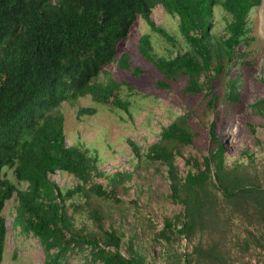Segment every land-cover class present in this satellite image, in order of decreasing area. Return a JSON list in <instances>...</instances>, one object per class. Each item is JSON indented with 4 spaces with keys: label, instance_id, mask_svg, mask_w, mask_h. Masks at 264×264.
<instances>
[{
    "label": "trees",
    "instance_id": "16d2710c",
    "mask_svg": "<svg viewBox=\"0 0 264 264\" xmlns=\"http://www.w3.org/2000/svg\"><path fill=\"white\" fill-rule=\"evenodd\" d=\"M260 1L0 0V262L7 232L2 210L16 193L14 225L39 240L43 264H66L71 252L87 248L89 259L100 264H149L131 242L123 255V232L105 227L114 215L109 202L118 199L114 189L93 180L101 175L96 153L65 144L58 108L88 94L96 102L127 109L128 101L115 97L119 83L99 81L98 76L107 66L131 68L129 53L118 58L117 46L138 16L171 40L151 18L152 9L161 4L178 17L186 49L170 58L156 57L148 33L139 37L138 48L159 69L158 87L170 89L183 81V101L199 98L205 110L215 112L217 102L237 97L243 72L231 71L241 55L237 47L248 44L249 15ZM216 6L227 15L219 34L210 31ZM254 105L264 114V98ZM93 111L79 108L78 114ZM190 114L174 118L144 155L166 165L169 199L182 205L178 213L163 217L154 238L170 260L229 264L235 246L238 252L252 244L264 250V164L258 169L254 158L226 163L224 145L213 132L202 160L186 158L194 168L181 176L175 156L200 136ZM128 142L141 157L138 145ZM5 165L14 167L26 188L17 189L2 175ZM57 170L72 174L75 185L63 188L52 181L49 175ZM77 217L83 220L80 226ZM183 238L191 246L187 253L176 250Z\"/></svg>",
    "mask_w": 264,
    "mask_h": 264
},
{
    "label": "rangeland",
    "instance_id": "374dc122",
    "mask_svg": "<svg viewBox=\"0 0 264 264\" xmlns=\"http://www.w3.org/2000/svg\"><path fill=\"white\" fill-rule=\"evenodd\" d=\"M226 17L225 11L216 6L210 31L223 33ZM151 18L170 34L171 40L151 30L146 21L138 16L128 37L117 46L118 58L123 52L129 53L131 68L125 70L116 65L107 66L106 72L98 76L99 81L112 78L119 83L115 97L128 101L127 109L96 102L87 94L63 101L58 112L64 118L65 144L78 145L96 153L101 175H95L93 180L107 190L114 189L118 200L109 202L114 215L106 219L105 227L123 232L121 253L128 255L131 242L145 254L149 264H183L181 259L176 262L166 258L162 242L154 238V233L162 227L163 217L178 213L182 205L169 199L166 165L158 161L151 162L144 155L148 147L158 140L161 130L174 118L191 113L190 122L200 132V136L185 145L181 153L175 156L174 164L181 176L194 168L185 162L186 158L202 160L210 146L213 132L224 145L226 163L246 162L254 158L256 167H262L264 114L254 103L264 98V0L249 15L248 44L241 43L237 47L241 55L236 58V66L231 71L235 73L240 69L243 72L236 89L237 97L235 100L217 102L215 112L205 110L199 98L183 101L179 95L183 81H177L170 89L157 86L161 73L154 62L141 54L139 37L148 33L151 52L161 58H170L183 52L187 44L178 30V17L167 13L161 4L152 9ZM90 107L94 109L93 112L78 114L79 108ZM128 140L138 145L141 157L135 156ZM2 175L19 190L27 186L26 181L16 178L13 166H3ZM49 178L63 188H70L76 183L72 174L60 170L50 174ZM16 203L17 195L14 193L5 201L2 210L7 232L0 264H43L44 250L39 240L32 234L21 232L14 225ZM77 218V226L82 225V218ZM190 249L185 238L176 245L179 253H187ZM88 250L71 252L66 264H100L89 259ZM231 255L229 264H264V250L254 244L244 252L236 251L235 246L231 248Z\"/></svg>",
    "mask_w": 264,
    "mask_h": 264
}]
</instances>
